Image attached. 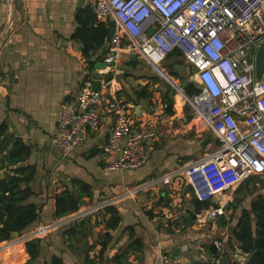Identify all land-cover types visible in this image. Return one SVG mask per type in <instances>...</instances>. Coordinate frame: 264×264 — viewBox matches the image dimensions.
Listing matches in <instances>:
<instances>
[{
	"label": "crops",
	"instance_id": "1",
	"mask_svg": "<svg viewBox=\"0 0 264 264\" xmlns=\"http://www.w3.org/2000/svg\"><path fill=\"white\" fill-rule=\"evenodd\" d=\"M101 22L109 29L110 21L90 14L85 0H12L9 4L0 1V125L6 124L5 135L10 136V144L18 138L31 147L25 164L35 165L37 172L30 183L34 194L29 201L41 206L38 219L24 230L26 235L14 237L13 241L0 246L1 253L11 248L3 255V261L5 264L28 262L25 241L29 239L23 243L19 241L31 236L42 239L43 256L49 258L56 254L68 264H84L83 242L68 245L62 234L78 218L63 220L75 212L61 218L54 216L55 194L70 186L72 178H77L88 183L92 192V197L76 211L84 213L79 218L86 217L91 211L92 221L98 209L115 205L122 216L121 227L133 225L142 248L130 256L132 264H160L165 253L176 264H208L209 259V262H215V253L223 257L241 210L240 207L235 211L229 223L231 210L224 207L233 201L237 188L251 178L247 188L252 194L246 193L242 204L249 206L255 194H264V175L250 176L226 188L218 194L221 212L206 223L195 221L192 214L194 194L190 185L183 184L185 169L195 161L211 157L222 144L188 104L183 102L176 106L175 100L172 112H165L158 83L149 82L156 76L155 67L170 78L159 65H152L154 68L144 73L151 64L138 59L132 61L131 55L124 50L116 73L110 75L112 85L119 88L131 122L136 127L158 124L159 134L148 141L149 157L141 168L104 169L109 155L103 152V146L113 128L109 116L102 118L98 128L87 130L83 143L73 152H63L53 143L61 104L76 99L86 73L104 68L101 60L109 42L105 40L101 47L90 50L86 56L84 43L76 36L78 29L85 26L95 31ZM166 59L179 65L177 74L179 69L182 70L181 64L186 63L177 50ZM89 61H96L97 65L89 69L86 65ZM146 85L149 92L141 95ZM144 98L146 104L141 105ZM152 103L156 105L155 110L149 108ZM0 170L6 173V168L0 167ZM178 213L184 214L186 220L173 230L171 220ZM223 221L227 224L221 225ZM101 228L94 227L92 236L95 237ZM126 239L127 236H123L117 246L123 245ZM218 242L224 244L223 249L216 245ZM19 251L21 258H18ZM232 256L245 259L239 249Z\"/></svg>",
	"mask_w": 264,
	"mask_h": 264
},
{
	"label": "built area",
	"instance_id": "2",
	"mask_svg": "<svg viewBox=\"0 0 264 264\" xmlns=\"http://www.w3.org/2000/svg\"><path fill=\"white\" fill-rule=\"evenodd\" d=\"M85 6L102 20L113 21L114 32L101 60L104 68L86 73L76 99L60 106L52 140L61 151L77 150L87 130L98 128L109 116L113 128L103 146L109 155L104 169L141 168L149 157L148 141L159 134L158 124L136 127L108 76L116 73L124 50L154 66L177 50L192 67L200 89L185 95L184 103L222 144L208 159L186 167L194 196L211 201L250 176L264 175V74L261 80L255 75L256 51L264 44V0H85ZM149 108L155 110L156 105ZM220 212V207H209L192 214L203 224ZM185 220L184 214H175L171 228L177 230ZM216 245L223 249L222 242ZM160 264L176 263L165 253Z\"/></svg>",
	"mask_w": 264,
	"mask_h": 264
},
{
	"label": "trees",
	"instance_id": "3",
	"mask_svg": "<svg viewBox=\"0 0 264 264\" xmlns=\"http://www.w3.org/2000/svg\"><path fill=\"white\" fill-rule=\"evenodd\" d=\"M86 8L90 14L95 16L91 9ZM107 34L108 27L104 22H101L95 31L85 26L78 29L76 36L84 43L83 51L87 56L90 50H97L103 45ZM86 65L92 69L97 64L96 61H89ZM171 73L173 76H177V72L171 71ZM110 77L109 75L108 78ZM148 92L146 85L141 95ZM175 100L176 106L184 102L179 94L175 95ZM162 104L165 112H172L174 102L168 93L162 97ZM6 131V124L0 125V140ZM30 154L31 147L17 138L12 141L9 148L0 157L1 169L6 168L4 177L0 179V205L5 206L8 203H14V205L5 206L3 210L0 209V242L9 240L14 231L23 232L40 215L41 206L29 201L34 194L30 183L35 179L37 172L35 165L25 164ZM248 179L245 180L244 185L237 188L233 201L224 207L225 210H231L229 223L232 221L235 211L241 207L231 235L227 240L226 250L222 253L224 264H264V194H255L250 200L249 206L243 207L246 193L247 195L252 194L247 188L250 181ZM255 179L257 178L255 177ZM187 189L191 191L189 187ZM91 197L90 185L77 178H72L71 185L65 186L54 196V216L61 218L76 212L84 201ZM192 204L194 206L193 211L218 207L215 201H201L195 196ZM190 212L192 211L190 210ZM121 222L122 216L118 208L115 205H106L94 213L92 221L86 217L78 218L71 222L62 234L69 242L68 245L83 242L84 264H132L130 256L134 251H139L142 248V241L136 236L133 225L122 228ZM226 224L225 221L221 222V225ZM94 227H102L95 237L92 236ZM123 236H127L126 242L117 246ZM41 243L42 239L38 237L25 242V248L29 255V260L25 264H68L56 254H52L49 258L43 256ZM18 248L21 247L18 246ZM237 249L246 255L243 262L232 256ZM112 250L115 251L110 255Z\"/></svg>",
	"mask_w": 264,
	"mask_h": 264
},
{
	"label": "rangeland",
	"instance_id": "4",
	"mask_svg": "<svg viewBox=\"0 0 264 264\" xmlns=\"http://www.w3.org/2000/svg\"><path fill=\"white\" fill-rule=\"evenodd\" d=\"M182 65V70L179 69V74H177V76H173L171 71H178L177 66H179L177 63H169L168 59H166L161 65V69H163L165 71V73L170 77V78H166L164 75L161 74V72L155 67V77L150 78L149 82L152 83H158V90L160 93L161 98L164 97L167 93L169 95V97L173 100V102L175 103V94H179V96L181 97V99L184 101L185 99V94L183 96V85L186 83V81L189 79H192L193 77V69L191 66L187 65L186 63L181 64ZM151 66V67H150ZM149 67L145 68L143 70L144 73L149 72L150 70H152V67L154 68V66L150 65ZM166 68V69H165ZM178 73V72H177ZM183 184L187 185L188 182L186 180L185 177H183ZM189 185V184H188ZM78 211V210H77ZM76 213V212H75ZM26 231L22 232L20 235H18L17 237L26 235ZM15 237V238H17ZM31 236H26L24 238V240H20L19 242L23 243L25 240L29 239ZM14 237H11L9 240L6 241H1L0 242V246L4 245V244H8L10 241H13ZM7 246V245H5ZM11 250V248H10ZM9 249H6V252H0V262H2V264H5L4 258L2 257L3 254L7 255L8 252L10 251ZM22 254L19 251L18 254V258H21ZM211 261V259L208 260V262ZM207 262V263H208ZM20 264V263H19Z\"/></svg>",
	"mask_w": 264,
	"mask_h": 264
},
{
	"label": "water",
	"instance_id": "5",
	"mask_svg": "<svg viewBox=\"0 0 264 264\" xmlns=\"http://www.w3.org/2000/svg\"><path fill=\"white\" fill-rule=\"evenodd\" d=\"M154 29L151 28L150 33H153ZM114 32V22L110 21L109 22V29H108V34H107V42H110L111 40V36ZM138 60H140L141 62H146L145 58L142 57H138L136 54H132L131 55V60L136 62ZM104 64H102L103 66ZM264 74V44L260 45L256 51V56H255V75L256 78L258 80H261ZM99 82L96 81L94 87L97 88L98 87ZM183 91L184 94L188 97L192 96L193 94H196L200 91L199 87L196 86V84L193 81H188L187 83H185L183 85ZM141 105L146 104V98L142 99L140 102ZM11 142V138L8 135H4L1 140H0V153H2L5 148L10 144ZM4 177V172L3 170H0V179H2ZM219 200V195H216L213 197V199L211 201H218ZM206 201H210V200H206ZM9 205H14V203H8L5 206H9ZM3 205H0V209L3 210L4 207ZM90 212L86 214V217L88 220H90ZM81 215H84L83 212H77L69 217H67L65 220H63V222L69 221V220H75L76 218H79ZM19 235L18 231H14L12 232L11 236L12 237H17ZM31 239V237L29 238ZM26 242V241H25ZM216 251V250H214ZM214 259L217 260V264H224V258L219 255L218 253H215L214 255ZM195 264H199V262H196ZM208 264H213L212 262H209Z\"/></svg>",
	"mask_w": 264,
	"mask_h": 264
},
{
	"label": "bare ground",
	"instance_id": "6",
	"mask_svg": "<svg viewBox=\"0 0 264 264\" xmlns=\"http://www.w3.org/2000/svg\"><path fill=\"white\" fill-rule=\"evenodd\" d=\"M155 66H158V65H155Z\"/></svg>",
	"mask_w": 264,
	"mask_h": 264
}]
</instances>
